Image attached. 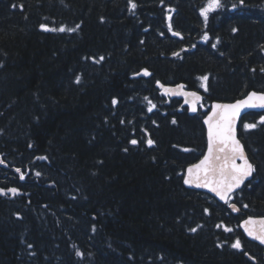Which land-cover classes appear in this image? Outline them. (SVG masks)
I'll return each instance as SVG.
<instances>
[{"label": "trees", "instance_id": "16d2710c", "mask_svg": "<svg viewBox=\"0 0 264 264\" xmlns=\"http://www.w3.org/2000/svg\"><path fill=\"white\" fill-rule=\"evenodd\" d=\"M208 2L0 0V264H264L240 228L264 216V110L239 127L237 212L184 184L209 105L264 92V0Z\"/></svg>", "mask_w": 264, "mask_h": 264}, {"label": "snow or ice", "instance_id": "6c2138e0", "mask_svg": "<svg viewBox=\"0 0 264 264\" xmlns=\"http://www.w3.org/2000/svg\"><path fill=\"white\" fill-rule=\"evenodd\" d=\"M131 9L136 8L134 0H129ZM219 6V0H209L208 5L201 10V15L205 16L207 19V13ZM15 7V5H14ZM22 7V6H21ZM170 19V17H169ZM79 27V26H77ZM41 28L48 30L45 25H41ZM65 29L62 27L59 31L63 32ZM73 29H70L72 31ZM169 30H171V24H169ZM235 31V30H234ZM174 35L179 36V33H173ZM207 35L204 39L207 40ZM215 47V45H213ZM174 55H179L174 53ZM103 59V57H101ZM264 71V69H262ZM143 74L145 76L150 75L147 69L144 70ZM79 80V78H77ZM204 81H207L208 77L201 78ZM159 83V82H157ZM161 87H163L161 85ZM178 88H183L184 85H178ZM205 90L207 88L205 87ZM165 91H170L165 89ZM185 96L191 98L193 112L196 111L195 104L201 99L195 92L184 93ZM147 99V97L145 98ZM258 102V106L264 107V95H258L253 92L249 95L246 100L237 101L232 105H213V113L208 119L205 120V124L208 125V151L204 155V158L200 160L198 164H194L188 168V176L185 178L184 183L190 184L194 181L197 183L198 187H209L211 191L215 192L222 200L227 202L229 193H231L235 188L239 187L243 182L244 178L251 173L253 166L249 163L248 159L245 156L243 146L240 144V141L236 139L235 134V117L239 114L240 110L245 107H255ZM189 103L188 100L185 101ZM117 101L113 100V104H116ZM154 107V105H153ZM151 111V108H149ZM261 121L264 122V117L261 118ZM175 123V121H173ZM255 124H245V129L255 128ZM132 144H136V140L131 141ZM149 146L153 144V141L149 139L147 141ZM237 160L241 163H237ZM3 163V161H0ZM19 172L20 170L17 169ZM39 175V173H37ZM23 179V176H21ZM12 193H16L17 189H9ZM247 207V205H245ZM233 210H236L235 205H232ZM245 230L250 236L254 235L255 239L260 240L261 243H264V219L259 221L249 219L245 222ZM259 224V230L247 227L248 225H257ZM226 231H232L231 229H225ZM195 231V229H192ZM233 248H240V241L237 240L232 244Z\"/></svg>", "mask_w": 264, "mask_h": 264}, {"label": "water", "instance_id": "95a60500", "mask_svg": "<svg viewBox=\"0 0 264 264\" xmlns=\"http://www.w3.org/2000/svg\"><path fill=\"white\" fill-rule=\"evenodd\" d=\"M161 85L163 87H161ZM178 85H184V87L181 89V88H178L177 86ZM157 86L159 87L160 89V93L166 97V98H170V99H175V98H178V99H181L183 101V106L187 107L188 110H189V114L190 115H196L198 112H199V109L201 107V105L203 104L204 100H205V94L202 92V91H199V90H195V89H189L186 87V84L185 83H176V84H166V83H163V82H159L157 84ZM165 89H168L170 91H165ZM191 92H195L199 97H201V99L199 101L196 102L195 104V107H196V111L193 112L191 110L192 108V104H191V98L190 97H187L184 95V93H191ZM257 93L258 95H264V92L262 91H255V90H252L250 91L248 94H246L244 97L242 98H238V99H235V100H232V101H213L210 106H209V111L207 112V114L204 116L203 118V123L205 125V128H206V136H207V147H206V150L203 154V156L197 161V162H194L190 165L187 166L186 170H185V176H184V180L185 178H187L188 176V168L191 167L192 165L194 164H198L200 162V160H202L204 158V155L207 154V151H208V125L205 124V120L208 119L209 116L212 115L213 113V105H216V104H220V105H232V104H235L237 101H242V100H246L249 95L251 93ZM188 100L189 103H186L185 101ZM252 103H256L257 106L255 107H249V106H245L243 107L239 114L235 117V123H234V128H235V134H236V139H238L240 141V144L243 146V150H244V153H245V156L246 158L248 159L249 163L252 164L253 166V170L251 171V173L249 175H247L243 182L240 184L239 187L235 188L231 193H229L228 195V198H227V202H225V200H222L220 198V196H218L215 192L211 191L209 187H198L197 186V183L194 181L193 183H190V184H185V186L189 189H194V190H198V191H203V192H206L212 196H214L218 201H220L221 203H224V204H227L229 206V208L232 210V211H235L237 212L239 210L238 206L235 204V203H230V198L232 197L233 194H235L236 192H238L240 189H242L244 187V185L253 178V175H254V165L252 163V161L250 160L249 158V155L246 151V148L242 142V140L240 139V136H239V127H240V124H241V120L243 119V117L245 115H247L248 113L250 112H253V111H263L264 110V107H260L258 106V102L256 101H253ZM237 163H241V161L237 160ZM232 205H235V208L236 210H233L232 208ZM253 219V220H256V221H259L261 219H264V216H248V217H245L241 222H240V228L242 230V232L244 233V235L251 241L255 242V243H258L259 245L263 246L264 247V243H261L260 240L258 239H255L254 238V235L253 236H250L248 234V232L245 230V221L246 220H249V219ZM247 227L249 228H255L257 230V234H258V230H259V224L253 226V225H248Z\"/></svg>", "mask_w": 264, "mask_h": 264}, {"label": "rangeland", "instance_id": "374dc122", "mask_svg": "<svg viewBox=\"0 0 264 264\" xmlns=\"http://www.w3.org/2000/svg\"><path fill=\"white\" fill-rule=\"evenodd\" d=\"M208 3H209V2H208ZM208 3L205 5V7L208 5ZM205 7H204V8H205ZM204 8H203V9H204ZM212 10H213V9H212ZM212 10H211V11H212ZM209 13H210V11H209L207 14H209Z\"/></svg>", "mask_w": 264, "mask_h": 264}, {"label": "flooded vegetation", "instance_id": "af4514ba", "mask_svg": "<svg viewBox=\"0 0 264 264\" xmlns=\"http://www.w3.org/2000/svg\"><path fill=\"white\" fill-rule=\"evenodd\" d=\"M252 259H254L253 257H251Z\"/></svg>", "mask_w": 264, "mask_h": 264}]
</instances>
